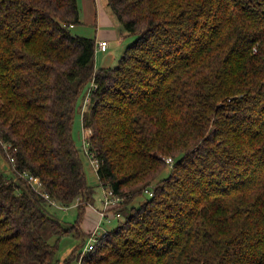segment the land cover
Here are the masks:
<instances>
[{
	"label": "trees",
	"instance_id": "16d2710c",
	"mask_svg": "<svg viewBox=\"0 0 264 264\" xmlns=\"http://www.w3.org/2000/svg\"><path fill=\"white\" fill-rule=\"evenodd\" d=\"M106 5L134 41L95 68L96 38L71 33L78 0H0V264H59L80 229L86 92L88 151L124 220L62 264H264V0ZM75 203L70 227L50 211Z\"/></svg>",
	"mask_w": 264,
	"mask_h": 264
},
{
	"label": "rangeland",
	"instance_id": "374dc122",
	"mask_svg": "<svg viewBox=\"0 0 264 264\" xmlns=\"http://www.w3.org/2000/svg\"><path fill=\"white\" fill-rule=\"evenodd\" d=\"M80 1L81 0H78L79 3ZM79 10L81 23L71 28V33L73 35L94 38L97 32V25L95 23L96 15L99 20L104 22V24H100L99 21L98 30L108 31L109 29H112L118 32L114 38L115 40H109V38H106V40H108V51L106 53H101L98 51H96L95 53V68L115 67L126 47L134 41V37L125 36V33L122 32L121 26L118 24L117 20L111 14L109 8L107 7L106 0H99L98 4H94L93 6L85 7L83 6V4L82 6L79 4ZM117 38L119 39V41ZM88 98V92H86L84 96H81L79 98L77 104V112L72 124L71 135L76 147L80 151L79 156L83 164V171L86 176L87 183L95 189L94 201L92 202L91 206L85 205V212L81 218V224L79 227L80 229L74 228L73 230H71L68 236L61 238L59 246L60 248L57 254L59 264H62L63 260L66 259L68 255H70L71 251L74 250L81 242H85L86 245L90 239L100 237L96 233H100V235H103L107 231L117 227V225H119V223L124 220L122 216H114L112 218H104L99 222L100 217L98 212L103 209V189L99 185L98 177L96 174L97 163L94 161L93 156L91 158L90 154H88V147H86L85 143L87 142L88 136H90L91 131L90 129H85L82 124L83 114L88 110ZM86 154H88L90 157H88ZM0 171L3 172L6 177L11 176V170L8 162L3 159L1 154ZM166 174L167 171H165L162 176H165ZM148 197L149 194L147 192L143 193L141 196L136 197L131 206L138 207L145 200H147ZM76 204L77 203H75L74 206H70L69 208H59V206L53 204V206L50 208V211L57 218L62 220L64 224H66V226L70 227L72 225H75L76 221L78 220V210L75 207ZM107 213L110 212L107 211ZM83 229H85V232L83 231ZM80 231L85 233V237L82 239V241H80L79 239ZM55 239L56 237L51 236L48 238V242L53 243ZM85 245L82 247V251Z\"/></svg>",
	"mask_w": 264,
	"mask_h": 264
},
{
	"label": "built area",
	"instance_id": "2783aa9c",
	"mask_svg": "<svg viewBox=\"0 0 264 264\" xmlns=\"http://www.w3.org/2000/svg\"><path fill=\"white\" fill-rule=\"evenodd\" d=\"M107 48H108V42L106 40H100L97 42V48H96V51L98 52H106L107 51ZM95 51V52H96ZM86 143V147H88V141L85 142ZM90 154V153H88ZM86 154L88 157H92V155L90 154V156ZM96 162V160H94ZM166 162H171V159L168 158L166 159ZM29 180L32 184V186L35 188V190H40L42 188V184L39 180V178H36V177H32V176H29ZM121 200L118 198V197H115L113 196L110 192H104V198H103V201H102V204H103V209L101 211L98 212L99 214V217H100V220L99 222L104 219V218H107V211L112 209L113 206H115L117 203H119ZM116 217H119L118 214L115 215ZM96 233V232H95ZM98 234L99 236H102L100 235V233H96ZM105 235V233L103 234ZM98 238H92L90 239L87 244L85 245L84 249H83V252H87V251H90L93 249V246L94 244L96 243Z\"/></svg>",
	"mask_w": 264,
	"mask_h": 264
},
{
	"label": "crops",
	"instance_id": "0c3cea01",
	"mask_svg": "<svg viewBox=\"0 0 264 264\" xmlns=\"http://www.w3.org/2000/svg\"><path fill=\"white\" fill-rule=\"evenodd\" d=\"M98 1L99 0H96V1L95 0H81L79 4L81 6L83 4V6H85V7L86 6H93L94 4H98ZM99 21H100V24H104V22L101 21V20H99L98 17H97V15H96V17H95V23L97 25V32L95 34L96 42H98L100 40H106V38L107 39L109 38V40H113L118 32H116L115 30H112V29H109L108 31H106V30H98V25H99L98 23H99ZM106 41L108 42V40H106ZM118 41H119V39H118ZM101 53H104V52H101ZM103 195H104V192H103ZM107 217H110V218L114 217L113 216V212L108 213ZM91 229H93V228H91ZM87 230H89V229H87ZM83 231L85 232V229H83Z\"/></svg>",
	"mask_w": 264,
	"mask_h": 264
}]
</instances>
